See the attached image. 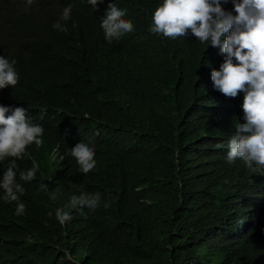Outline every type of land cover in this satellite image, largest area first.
<instances>
[{
    "label": "trees",
    "instance_id": "obj_1",
    "mask_svg": "<svg viewBox=\"0 0 264 264\" xmlns=\"http://www.w3.org/2000/svg\"><path fill=\"white\" fill-rule=\"evenodd\" d=\"M121 1L127 12L134 6ZM107 4L92 10L87 0H40L12 27L0 28V54L18 60L19 73L0 102L26 108L56 143H93L97 161L84 173L70 155L48 158V143L42 155L28 146L17 170L35 161L38 171L31 182L17 178L23 214H15L16 202L0 200V264H264V213L242 216V192L228 178L233 166L192 158L208 148L207 138L187 139L198 133H187L192 125L181 99L207 91L198 55H155L149 36L106 40L99 19ZM68 5L70 18L61 21L67 31L53 29ZM130 18L135 25L138 17ZM139 27L148 33L147 25ZM197 167L206 175L197 177ZM68 173L75 175L71 185ZM80 185L102 194L94 212L70 203ZM58 207L70 213L63 223Z\"/></svg>",
    "mask_w": 264,
    "mask_h": 264
},
{
    "label": "clouds",
    "instance_id": "obj_2",
    "mask_svg": "<svg viewBox=\"0 0 264 264\" xmlns=\"http://www.w3.org/2000/svg\"><path fill=\"white\" fill-rule=\"evenodd\" d=\"M39 1L0 0V28L12 27L16 20L34 11ZM102 2L103 0H87L92 10ZM152 4L154 6L151 7ZM133 5L127 12L121 0L119 3L108 0L103 16L99 19L104 38L111 41L130 36L155 37V55L164 51L168 53L167 58L179 56L181 52L198 55L197 68L203 81L202 86L207 91L199 96L189 95L188 100L181 99L187 102L184 120L192 125L187 133H198L197 137L187 135V139L200 144L203 137L207 138L202 147L208 145V148L205 146L200 156L192 158L195 161L201 158L208 163L221 159L229 167L233 166L231 169L234 176L228 178L236 181L238 193L242 192V216L262 215L264 0H133ZM70 13L71 5L65 6L60 18L53 22V29L67 31V26L61 21H67ZM130 16L138 17L135 25ZM139 25L143 28L144 25L148 26L146 35ZM148 59L155 60V57L150 55ZM16 63L18 64V60L0 54V93L13 89L18 84ZM164 82L169 89L174 85ZM58 114L62 115V112ZM32 117L22 106L0 102V165H6L0 175V200L16 202V215L23 214L26 207L20 199L24 188L18 179L31 182L38 171L35 161H32V167L17 170V161L29 156L28 146H36L41 154V145L48 143V158L62 162L67 161L70 155L84 173L94 169L97 163L93 143L87 140H79L73 146L56 143L54 138L45 136L44 127L34 123ZM55 119L54 117L53 121ZM197 169V177L206 175L198 167ZM203 170L214 174L210 168ZM53 174L60 175L57 171ZM67 175L71 176L68 181L71 185L75 181V175ZM78 187L79 191L70 196V203L80 211L87 208L94 212L102 194L87 192L82 185ZM39 189L48 193L50 199H55V191L49 192L47 184L41 182ZM107 206L105 203L104 207ZM55 216L63 223L70 213L58 207Z\"/></svg>",
    "mask_w": 264,
    "mask_h": 264
}]
</instances>
